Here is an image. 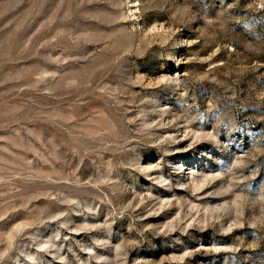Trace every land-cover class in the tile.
I'll return each instance as SVG.
<instances>
[{
  "label": "rangeland",
  "instance_id": "374dc122",
  "mask_svg": "<svg viewBox=\"0 0 264 264\" xmlns=\"http://www.w3.org/2000/svg\"><path fill=\"white\" fill-rule=\"evenodd\" d=\"M0 264H264V0H0Z\"/></svg>",
  "mask_w": 264,
  "mask_h": 264
}]
</instances>
